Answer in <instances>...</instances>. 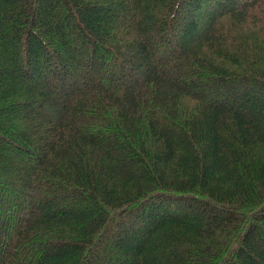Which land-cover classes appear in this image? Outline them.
I'll return each mask as SVG.
<instances>
[{
    "label": "trees",
    "instance_id": "obj_1",
    "mask_svg": "<svg viewBox=\"0 0 264 264\" xmlns=\"http://www.w3.org/2000/svg\"><path fill=\"white\" fill-rule=\"evenodd\" d=\"M0 264H264V0H0Z\"/></svg>",
    "mask_w": 264,
    "mask_h": 264
}]
</instances>
